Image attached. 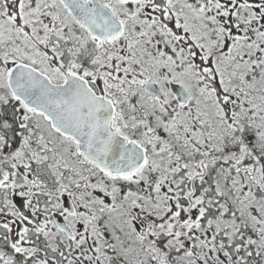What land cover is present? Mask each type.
I'll return each mask as SVG.
<instances>
[{"label":"snow or ice","instance_id":"6c2138e0","mask_svg":"<svg viewBox=\"0 0 264 264\" xmlns=\"http://www.w3.org/2000/svg\"><path fill=\"white\" fill-rule=\"evenodd\" d=\"M0 264H264V0H0Z\"/></svg>","mask_w":264,"mask_h":264}]
</instances>
